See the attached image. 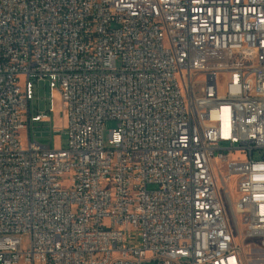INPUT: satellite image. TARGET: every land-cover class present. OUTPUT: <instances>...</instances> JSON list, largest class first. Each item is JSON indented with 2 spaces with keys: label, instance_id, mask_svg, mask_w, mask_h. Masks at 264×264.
I'll list each match as a JSON object with an SVG mask.
<instances>
[{
  "label": "built area",
  "instance_id": "1",
  "mask_svg": "<svg viewBox=\"0 0 264 264\" xmlns=\"http://www.w3.org/2000/svg\"><path fill=\"white\" fill-rule=\"evenodd\" d=\"M219 180L264 247V0H0V264H243Z\"/></svg>",
  "mask_w": 264,
  "mask_h": 264
},
{
  "label": "rangeland",
  "instance_id": "2",
  "mask_svg": "<svg viewBox=\"0 0 264 264\" xmlns=\"http://www.w3.org/2000/svg\"><path fill=\"white\" fill-rule=\"evenodd\" d=\"M34 85V95L35 97L39 98L38 104H36V101L34 102L35 107H37L40 111H47L49 107V91L48 89H43L40 87L38 90H36V85ZM52 106L54 109V112L50 114L52 125L55 127H61V102L57 99V96L53 97L52 100ZM48 113V112H47ZM49 123H36L35 128L32 129L31 127V134L32 131H35L36 140L44 145H49L51 148H56L60 144L62 146H65L66 140L65 135L63 134H56L52 138L49 137ZM117 125V122L115 120H107L104 122V130H103V136L104 141L107 143L108 141V135L109 131L113 128H115ZM21 135H25L24 132H21ZM219 185L221 188V195L223 202L225 204L227 213L230 218L231 226L234 230L235 235V243L239 248L240 255L243 261V264H264V247H261L259 245V240L257 238H247L244 233V228L240 224H236L233 220L232 213H231V207L229 206V202L226 198L225 191L223 190V186L220 183ZM149 189L151 186L148 187ZM227 192L229 193L230 199L232 202H235L238 194H237V185L235 178H232V181L227 185ZM233 206V204H232ZM126 234H130L132 239H134V233L133 232H126ZM21 247L23 251H28L30 249V237L27 234H21ZM145 264H155V262L150 261L146 262Z\"/></svg>",
  "mask_w": 264,
  "mask_h": 264
}]
</instances>
